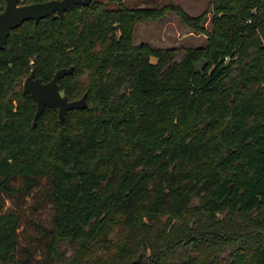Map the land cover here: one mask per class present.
<instances>
[{
	"label": "trees",
	"instance_id": "obj_1",
	"mask_svg": "<svg viewBox=\"0 0 264 264\" xmlns=\"http://www.w3.org/2000/svg\"><path fill=\"white\" fill-rule=\"evenodd\" d=\"M168 11L206 44L136 45V25ZM71 65L62 91L88 92L89 105L64 124L47 106L34 125L23 82ZM0 264H264V0H212L198 15L92 0L12 29L0 50Z\"/></svg>",
	"mask_w": 264,
	"mask_h": 264
},
{
	"label": "water",
	"instance_id": "obj_2",
	"mask_svg": "<svg viewBox=\"0 0 264 264\" xmlns=\"http://www.w3.org/2000/svg\"><path fill=\"white\" fill-rule=\"evenodd\" d=\"M92 0H48L44 2L22 3L20 0H6L4 10H0V50L6 47L7 39L12 29L22 25L24 22L33 19L36 22L48 16L57 17L64 14L74 4H89ZM207 58L203 57L196 63L199 72H204ZM75 66L59 68L53 78L45 82L41 77L36 76V70L24 81V93H30L37 103V111L34 118V125L44 112L47 106L59 110L60 121L64 124L69 110L80 108L85 109L89 105L88 92L81 98L70 99L64 94L60 85V79L73 73Z\"/></svg>",
	"mask_w": 264,
	"mask_h": 264
},
{
	"label": "rangeland",
	"instance_id": "obj_3",
	"mask_svg": "<svg viewBox=\"0 0 264 264\" xmlns=\"http://www.w3.org/2000/svg\"><path fill=\"white\" fill-rule=\"evenodd\" d=\"M129 6H154L156 4L174 3L182 6L189 14L198 15L206 9H212V0H123ZM211 16L207 26L211 27ZM207 36L205 33H198L187 26L175 11H168L164 17L156 20L139 22L135 28L134 43H148L153 47L178 48L183 53L187 48L205 45ZM180 58V57H179ZM197 69V68H196ZM24 85V82H23ZM116 236V233L113 234ZM232 246L219 253L221 261L229 257ZM148 248L147 252H141L137 257L138 262L147 263L154 256ZM61 252H66V258L71 260L74 256V248L65 242L60 247ZM71 263V262H69Z\"/></svg>",
	"mask_w": 264,
	"mask_h": 264
},
{
	"label": "built area",
	"instance_id": "obj_4",
	"mask_svg": "<svg viewBox=\"0 0 264 264\" xmlns=\"http://www.w3.org/2000/svg\"><path fill=\"white\" fill-rule=\"evenodd\" d=\"M227 59H229V58L227 57Z\"/></svg>",
	"mask_w": 264,
	"mask_h": 264
}]
</instances>
